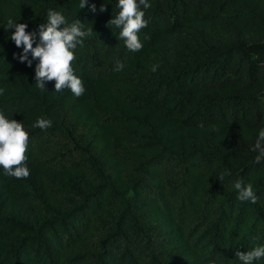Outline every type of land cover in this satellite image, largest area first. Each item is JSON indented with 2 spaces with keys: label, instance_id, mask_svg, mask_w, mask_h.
<instances>
[{
  "label": "trees",
  "instance_id": "1",
  "mask_svg": "<svg viewBox=\"0 0 264 264\" xmlns=\"http://www.w3.org/2000/svg\"><path fill=\"white\" fill-rule=\"evenodd\" d=\"M148 2L130 52L108 26L118 0H0V111L28 131L30 169L0 168V264H242L236 251L264 245V0ZM49 9L93 29L72 64L80 97L38 89V60L5 30L26 23L38 42Z\"/></svg>",
  "mask_w": 264,
  "mask_h": 264
},
{
  "label": "clouds",
  "instance_id": "2",
  "mask_svg": "<svg viewBox=\"0 0 264 264\" xmlns=\"http://www.w3.org/2000/svg\"><path fill=\"white\" fill-rule=\"evenodd\" d=\"M87 5L88 0H80V9ZM141 6L147 9L151 4L148 0H118L119 12L115 14L114 19L108 21L109 27L119 29L118 38L130 52H139L143 48L139 32L148 26V20L145 19V11L141 10ZM90 10L96 11L95 4ZM105 10L103 6L100 8L101 12ZM27 27L26 23H17L10 18L5 30L15 29L11 32L10 39L18 48L23 47L19 56L20 62H27L31 67L32 61L38 60L35 65V86L40 90H46L45 82L54 81L55 92L68 89L74 96H82L86 89L82 79L75 75L72 64L76 59L75 49L77 46H83L84 41L92 35V27L85 28L80 19L69 23L61 12L52 9L47 12L46 23L38 26V42L37 32H27ZM123 68L124 64L118 61L114 70L121 71ZM152 70L155 71L156 66H153ZM3 92L4 89L0 88V95ZM51 126L52 122L45 118H38L33 124L34 128L41 130H47ZM28 143L29 133L23 123L9 119L0 111V168L3 169L4 175L17 179L29 177L30 169L26 163ZM253 151L258 152L255 163H261L264 160V128L259 130ZM222 178L223 175L218 179ZM233 188L237 191L240 201L257 202L258 197L251 183L246 184L238 179ZM235 257L242 264H257L264 260V245L254 246L246 252L236 251Z\"/></svg>",
  "mask_w": 264,
  "mask_h": 264
}]
</instances>
